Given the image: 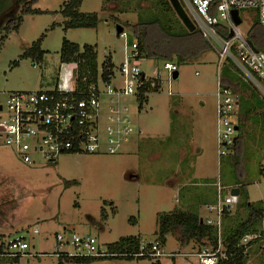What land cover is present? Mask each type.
<instances>
[{"label":"rangeland","instance_id":"rangeland-1","mask_svg":"<svg viewBox=\"0 0 264 264\" xmlns=\"http://www.w3.org/2000/svg\"><path fill=\"white\" fill-rule=\"evenodd\" d=\"M29 1L16 0L13 11L4 18L16 20L21 16L22 21L18 31L11 32L0 43L1 97L16 91L74 90L76 65L60 62L63 39L79 47H94L97 55L96 84L101 93L120 87L119 66L128 59L131 43L135 42L132 26L138 22L140 14L152 11L154 0H82L79 12L95 13L98 24L96 28L69 29L66 32L60 10L68 0H36L31 6L34 12L21 15L22 5ZM240 15L242 22L239 27L246 33L253 24L252 13L243 11ZM117 27L122 28L120 35H117ZM40 39V49L44 52L42 60L37 61L31 56L23 58V54ZM106 57L111 58L113 77L110 83L105 84L101 79V68ZM216 59L215 53L207 52L202 56L204 64L179 67L178 79L170 81L163 61L140 59V69L145 77L157 78L156 73L160 72V91L148 94L141 109H138L134 95L122 98V104L127 108L126 115L132 122V133L118 154H62L53 164L43 163L38 158V165L28 167L11 150L0 145V170L13 176L30 191L21 208L20 219L4 239L7 242L21 236L28 244L27 254L15 264H57V256L53 253L57 234L64 239L72 234L95 237L101 250L126 236L138 237L145 244L152 243L156 239V213L173 208L195 212L201 219L214 220L215 212H209L207 206L212 205V199L216 198V186L211 187L209 183L221 186L223 182L228 183L235 176L234 169L248 188L250 203L259 208L261 218L264 216V99L252 86L239 88L231 85L240 98L232 115L233 121L240 126V135L247 147L241 162L230 161L231 165L225 164L219 174L217 172L211 177L194 171L186 173L185 169L178 172L187 155L175 144V124L181 123L184 128L189 124L193 143L203 148L215 146L216 88L213 74ZM14 62H17L16 66ZM195 72L199 76H195ZM168 92L186 96L183 105L174 106L175 99ZM259 102L260 107L257 105ZM109 106L107 97L101 94L99 109L104 126L108 124L105 116ZM184 109L185 117L181 115L179 118ZM237 134L235 131L234 135ZM102 140L104 145V138ZM207 156L213 158L212 154ZM175 178L179 181L172 188ZM227 193V190L223 191V195ZM232 210L231 214L237 212L239 219L244 218V210H237L236 205ZM263 235L261 241L248 247L245 264H264ZM246 238L242 244L250 240ZM163 248L168 253L195 254L203 246L191 242L180 247L176 239L168 235ZM64 249L70 250L68 247ZM172 259L176 264H198L193 256L163 257L158 261L160 264H172ZM155 261L152 258H113L89 264H155ZM3 264L14 263L4 261Z\"/></svg>","mask_w":264,"mask_h":264},{"label":"built area","instance_id":"built-area-1","mask_svg":"<svg viewBox=\"0 0 264 264\" xmlns=\"http://www.w3.org/2000/svg\"><path fill=\"white\" fill-rule=\"evenodd\" d=\"M179 2L217 58L213 74L216 88L215 146L211 150L196 152L187 145V139L184 145L187 159L183 163L182 171L183 169L186 172L195 171L194 165L200 163L213 168L219 174L225 164H232L230 161H222L221 158L226 155L227 147L233 144L236 125L232 115L240 99L231 87L222 85L220 77L222 63L229 60L233 64L238 74L239 88L250 85L264 99V52L255 49L247 40L248 31L243 33L240 25L236 26L233 23L231 11L238 12L241 22L240 13L250 11L264 34V0H179ZM219 30H225L227 36H223ZM131 49L128 59L119 66L121 85L118 88L113 87L101 93L96 83L90 84L83 98L75 94V89L67 92L58 89L39 92L16 91L7 93L5 97L0 96V145L11 150L28 167L38 165V158L43 163L53 164L62 154L101 152L109 155L118 154L132 133V122L126 115L127 108L121 100L123 97L136 96L147 78L140 69L136 45L132 44ZM163 68L168 72V81L173 80L172 73L177 71L176 66L164 63ZM159 76L160 72H157V80ZM195 76H199V73L195 72ZM102 82L110 83L103 80ZM101 94L107 97L110 105L105 116L108 124L105 126L101 123L103 115L99 109ZM168 95L174 97V106H182L186 100V96L171 92H168ZM181 115L183 114L179 113V118ZM208 154H212L213 158L206 157ZM233 188L216 183V202L207 206L209 212H215V219H201L202 223L214 226L218 235L223 210H232L234 206L235 197L230 195ZM225 190L228 192L227 195H223ZM263 233L264 219L258 237L261 238ZM246 237L240 244L245 238L251 239L250 236ZM163 247L164 245L156 239L147 244L140 242L138 251L129 256L156 260L163 257L193 256L198 264H217L220 258H225L219 241L216 249L203 247L195 254L168 253ZM27 249L25 239L21 236L15 237L3 243L0 258L25 256ZM53 253L57 258L62 255L82 258L117 256L108 252L107 248L101 250L95 237H79L75 234L67 239L57 234Z\"/></svg>","mask_w":264,"mask_h":264},{"label":"trees","instance_id":"trees-1","mask_svg":"<svg viewBox=\"0 0 264 264\" xmlns=\"http://www.w3.org/2000/svg\"><path fill=\"white\" fill-rule=\"evenodd\" d=\"M36 0L26 2L21 15L33 13L32 3ZM82 0H68L62 4L61 16L65 19L64 31L69 29H92L98 24V17L95 13L83 14L79 12ZM22 21L19 16L7 27L8 31L17 32ZM138 52V59L152 58L164 63L174 64L179 67L189 64H204L202 56L211 52L214 53L210 45L203 39L198 30L188 32L181 24L173 12L169 0H154L152 11L144 15L140 14V19L132 26ZM223 36H227L225 30H219ZM247 40L258 51L264 52V34L256 18L247 32ZM41 39L35 42L29 52L23 54V58L29 56L41 61L43 51L40 49ZM60 62L63 64L76 65V88L75 94L79 98L84 97L90 84L96 83L97 79V55L93 46L84 45L79 47L63 39L60 49ZM14 66L17 62L13 63ZM236 69L229 60H225L220 67V77L222 85L231 87L237 85L239 78ZM113 77V64L110 57H106L102 63L101 79L109 82ZM160 91V81L156 78H146L139 88L135 99L138 109H141L147 101L148 94ZM261 106L260 102L257 104ZM238 134L233 137V144L226 149V155L222 156V161L241 162L247 147L243 144L240 135V126H237ZM262 127L264 130V113L262 114ZM261 169L259 174L261 175ZM234 178L228 183L223 182L222 186H232L237 188L239 193L235 198L234 205L237 210H244L245 216L239 219V214H231L233 210L224 209L221 215L220 234L214 226L200 223L201 218L195 212H188L179 209H172L167 212H159L155 215L156 230L154 235L162 245H165L168 235L173 236L185 247L191 242L203 247L217 248L218 241L221 244L225 258H220L217 264H245L247 260V249L258 243L260 238L259 230L264 216L261 218L259 208L250 203V196L246 184L237 177V170H233ZM262 176V175H261ZM222 178V174L221 177ZM30 191L19 183L13 176L0 170V249L5 242L8 231L13 228V224L22 215L21 208L26 202ZM216 200L213 204H215ZM258 207V205H257ZM240 208V209H239ZM264 214V213H263ZM250 236L251 239L246 244H240L241 240ZM140 239L135 236L119 238L116 242L106 245L108 252L116 254L114 257L89 258L70 257L66 255L57 258V264L73 262L78 264H89L96 260H106L113 258H123L127 260L141 259L129 256L138 251ZM20 256L13 258H0V264L4 261L18 263ZM174 258V257H172ZM6 259V260H3ZM173 260V259H172ZM155 264H160L158 260ZM172 264H176L174 260Z\"/></svg>","mask_w":264,"mask_h":264},{"label":"water","instance_id":"water-1","mask_svg":"<svg viewBox=\"0 0 264 264\" xmlns=\"http://www.w3.org/2000/svg\"><path fill=\"white\" fill-rule=\"evenodd\" d=\"M169 4H170L173 12L175 13V15L177 16V18L181 22V24L184 26V28L188 32H193L195 30V27L191 23V21L189 20L188 16L186 15V13H185V11H184L181 3L179 2V0H169ZM231 17H232L233 23L236 26H238V25L241 24V20H240V18L238 16V12L236 10L231 11ZM116 32H117V35H120L122 33V28L117 27ZM178 76H179L178 71H174L172 73V79L173 80H177L178 79ZM234 130L235 131H238V128L235 127ZM195 169L197 171H199V172H203V173L208 174V175H215L216 174V171L213 168H207V167H204V166L196 165L194 167V170ZM241 178L243 179L244 177L241 176ZM246 183H247V185L251 186V183H249L248 181H246ZM238 193H239V191H238L237 188H233L230 191V195L233 196V197H235V198L238 196ZM200 223H202V220H200Z\"/></svg>","mask_w":264,"mask_h":264},{"label":"crops","instance_id":"crops-1","mask_svg":"<svg viewBox=\"0 0 264 264\" xmlns=\"http://www.w3.org/2000/svg\"><path fill=\"white\" fill-rule=\"evenodd\" d=\"M183 114V113H182ZM185 109H184V114L182 115L183 117H185ZM177 120V119H174V121ZM184 123V122H183ZM189 125V124H188ZM186 125V127L184 128V126L181 124V123H177L174 125V128H173V134H174V141H175V144L177 146H179L181 152H183L186 156V152H185V149H184V145L186 144V140H187V145L190 146L194 151L196 152H201L202 150H211L213 147L211 148H203L202 146H199L198 143H193V137H192V132L189 133V126ZM186 136V137H185ZM193 144V145H192ZM183 162H181L179 168H178V172H180L182 170V166H183ZM196 165H199V166H204V167H207V168H211L205 164H200V163H197L194 165V167ZM196 173H200L201 175H205V176H213V175H208V174H205L203 172H199L195 169ZM188 173V172H186ZM129 178H133V177H130ZM257 180V179H256ZM179 179L175 178V182H174V185L172 186L173 187H176L177 183H178ZM211 184V187L214 185L216 186V184H212V183H209ZM177 189H180V188H177ZM216 196V195H215ZM216 198L212 199L211 203L210 204H213L214 201H215ZM263 200V199H262ZM209 206V204H208ZM174 209V208H173ZM164 212V211H163ZM159 213V212H158ZM157 214V213H156Z\"/></svg>","mask_w":264,"mask_h":264},{"label":"flooded vegetation","instance_id":"flooded-vegetation-1","mask_svg":"<svg viewBox=\"0 0 264 264\" xmlns=\"http://www.w3.org/2000/svg\"><path fill=\"white\" fill-rule=\"evenodd\" d=\"M15 1L16 0H0V26L2 27V31L0 32V43H3L7 39L8 35L11 33V31L7 30V27L11 24L13 20H11V18H4H7V16L13 11ZM24 5L25 4L22 5L21 11Z\"/></svg>","mask_w":264,"mask_h":264}]
</instances>
